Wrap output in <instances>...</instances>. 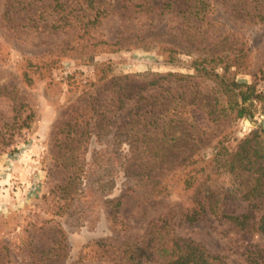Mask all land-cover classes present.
I'll list each match as a JSON object with an SVG mask.
<instances>
[{"label":"rangeland","instance_id":"1","mask_svg":"<svg viewBox=\"0 0 264 264\" xmlns=\"http://www.w3.org/2000/svg\"><path fill=\"white\" fill-rule=\"evenodd\" d=\"M65 1L77 5L84 0ZM212 2L209 16L214 21L206 20L203 25H213L217 37L228 30L245 36L256 71L264 62V22L253 24L227 0ZM20 8L17 0H0V264H114L105 258L102 243L145 241L150 220L161 215L172 217L171 227L177 235L193 238L211 251L224 254L227 264H246V247L264 240L215 216L207 221L187 222L181 214L187 193L177 174L188 149L208 156L215 150L220 134L233 131L234 136L241 138L257 126L264 128V109L259 108L252 119H223L216 127L201 106L204 90L211 83L185 79L162 81L163 88H147L144 94L148 98L138 103L131 99L124 109L108 115L114 116L113 124L104 126L105 120L101 119V110L111 99V87L105 82L129 75L135 77L131 85L138 86L146 82L143 76L150 80L169 72L193 73L191 66L196 55L171 44L183 39V17L172 13L122 17V12H115L103 18L91 32L106 40L124 34V42H130L128 46L106 47L104 51H100V46L89 47L86 53L81 48L71 49L72 55L61 56L41 73L36 67L34 71L29 68L33 78L29 84L23 80L27 55L36 56L34 59L41 64L48 63L52 51L62 45L75 47L79 38L77 30H29ZM6 10L19 11L13 16L15 30L3 20ZM43 17L51 19L49 10ZM174 34L181 37H173ZM237 78L250 82L252 76L239 74ZM16 94L26 104L21 109ZM30 111L34 112L33 120L21 127V120ZM77 121L74 129L87 131L81 139L86 150L81 162L85 159L87 166L98 168L97 176L93 187L86 185L87 177H83L78 191H71L75 196L72 204L59 208L65 203V192L58 185L67 179L70 166L63 151H69L68 138L73 137L71 133L69 137L65 134L69 124ZM132 124L142 131L136 147L149 144L153 151H165L161 158L160 153L153 158L159 163L155 166L157 172L163 171L167 193L152 197L147 182L135 187L136 176L124 172L122 162L126 163L131 155L133 137L125 136L123 131ZM192 134L195 139H189ZM219 185L216 189L220 188L218 191L223 194L225 185ZM125 194L124 206L119 211L105 206V198ZM61 227L65 230V247L56 254Z\"/></svg>","mask_w":264,"mask_h":264},{"label":"trees","instance_id":"2","mask_svg":"<svg viewBox=\"0 0 264 264\" xmlns=\"http://www.w3.org/2000/svg\"><path fill=\"white\" fill-rule=\"evenodd\" d=\"M17 1L22 5L20 15L25 16L24 24L29 30L78 31L77 46L58 47L50 53L48 63L41 64L33 55L25 57L28 64L23 70V80L29 84L33 82L29 68L34 71L36 67L41 73L44 68L55 64L61 56L72 55L69 52L71 49L81 48L86 53L89 47L100 46V51H104L106 47L120 49L128 46L130 42H124V34L118 35L114 40H106L93 36L91 32L103 18L115 12H122V17L138 14L150 17L152 14L158 16L167 13L183 17V22L180 23L183 39L174 40L171 44L196 55L191 66L193 73L169 72L164 75L157 74L150 80H147L148 76H143L146 82L143 81L144 83L141 82L138 86L131 85L135 77L129 75L105 82L106 86L111 87V99L101 110V119L105 120L104 126L113 124L111 118L114 116H108L110 113L124 109L131 99L138 103L148 98L144 90L156 85L163 88L162 81L194 79L196 82L211 83L210 87L204 90L201 106L205 107L207 118L216 127L223 119L230 122L243 118L252 119L259 108L264 109V62L255 71L251 47L241 33L228 30L217 37V29L213 25L207 28L203 25L206 20L212 23L214 21L209 16L213 6L212 0H163L160 3H155L154 0H106L103 4L102 0H84L77 5L65 0H43V3L42 0H28L27 4L23 3L25 0ZM227 3L253 24L264 22V0H227ZM22 9H25L24 13ZM48 10L51 19L47 21L43 14ZM17 13H11L10 10L3 13L6 26L13 30L17 28L13 23V16ZM212 26L213 31L209 32ZM173 37L178 38L181 35L174 34ZM136 39L141 37L136 36ZM239 74L251 75V81L238 80ZM15 97L20 101L19 109L26 105L17 94ZM136 113H133L134 117ZM33 118L34 112H28L21 120V127L28 126ZM99 118L100 116L96 121ZM77 125L78 121L76 124H69V130L65 134L69 137L71 133L73 137L68 138L69 151H63V157L70 166L67 179L58 185L59 189L65 192V203L59 205V208L72 204L71 200L75 198L73 193L80 188L83 177H87L86 185L93 187L94 176L96 170L98 171V168L87 166L85 159L84 163L81 162V155L85 156L86 153L82 148L81 139L83 135H87V131L75 130ZM123 133L129 138L133 137L131 155L127 157L126 163L122 162L124 172L136 176L135 187L147 182L151 186L149 190L152 197L167 193L163 171L157 172L155 166H159V163L153 158L158 153L161 158L165 151H153L149 144H146L145 148L136 147L140 143L138 136L142 131H138L133 124ZM203 133L207 134L209 131L203 130ZM189 139H195V134ZM137 159L139 160L136 161ZM88 179L90 184L87 183ZM177 179L183 183L187 193L181 211L187 222L193 224L215 216L226 220L232 227L259 235L264 240V128L257 126L241 138L234 136L233 131L222 133L216 140L215 150L208 156L188 149L183 155V165ZM221 184L225 185L222 187L223 194L218 191L220 188L216 189V186ZM100 187L103 186L100 184ZM128 189L133 190L130 186ZM125 196L126 194L105 198V206L111 211H119L124 206ZM171 222V216L161 215L151 219L148 235L142 242L124 241L120 245L102 243L105 247V258L113 260L114 264H227L224 254L211 251L205 244L193 238L177 235L171 227ZM58 232L61 236L56 254L65 247L66 238L63 227ZM245 255L246 264H264V242L250 243L245 249Z\"/></svg>","mask_w":264,"mask_h":264}]
</instances>
